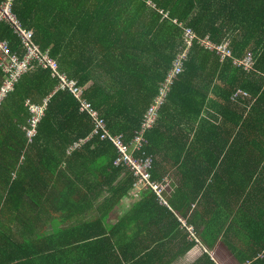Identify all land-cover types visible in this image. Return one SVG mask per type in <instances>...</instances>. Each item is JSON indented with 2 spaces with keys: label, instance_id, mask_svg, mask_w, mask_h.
Here are the masks:
<instances>
[{
  "label": "trees",
  "instance_id": "obj_1",
  "mask_svg": "<svg viewBox=\"0 0 264 264\" xmlns=\"http://www.w3.org/2000/svg\"><path fill=\"white\" fill-rule=\"evenodd\" d=\"M13 13L127 144L187 48L186 29L225 42L232 58L250 55L252 66L194 41L134 151L150 158L156 183L160 164L179 169L192 226L175 217L166 192L167 206L150 191L134 197L136 179L114 164L110 142L92 137L72 149L91 133L90 118L32 62L0 105V264H173L196 245L213 258L191 264H264V0H15ZM0 40L23 57L5 23ZM3 78L0 69V87ZM46 97L29 141L26 101ZM125 198L132 207L110 224ZM169 220L177 240L160 235Z\"/></svg>",
  "mask_w": 264,
  "mask_h": 264
},
{
  "label": "built area",
  "instance_id": "obj_2",
  "mask_svg": "<svg viewBox=\"0 0 264 264\" xmlns=\"http://www.w3.org/2000/svg\"><path fill=\"white\" fill-rule=\"evenodd\" d=\"M14 2L15 0H3L0 4V23H5L17 37L23 50V57L19 58L17 54H12L8 43L0 40V69L4 75L2 86L0 87V105L6 93L12 89L14 83L19 80L22 74L28 71L31 63L36 61L40 69H48L51 76L58 81L59 84L55 90H66L70 93L78 101L80 112L86 113L90 118L92 125L91 133L87 138L74 143L72 149L79 147L92 137H98L100 140L110 142L115 147L117 153L114 164L127 166L136 179L134 183V197L136 196L135 198H137V192L144 193L145 191H150L155 195L159 203L167 206V202L164 199L166 186L150 179V158L141 159L134 157V151L140 150L142 145L145 144V140L142 137L144 129L152 126L158 107L164 103L177 76L183 72L184 63L188 59L189 48L192 47L194 41H198L204 49L214 52L219 60L226 59L227 57L231 58L235 65L242 66L247 71L251 70V56L248 55L242 60L232 58L231 51L225 42L215 44L207 37L198 38L192 30L186 29L185 43L187 48L175 58L172 68L168 72L163 84L160 85L157 96L145 114L141 130L136 132V135L127 144L121 134H114L110 131L106 120L101 116L100 112L83 96L84 90L78 85L77 81L67 78L68 75L65 72L63 73L57 63L49 57L48 51H41L33 42L31 31L25 29L13 13ZM47 101L48 97L41 104H33L28 100L26 101L30 112L29 128L26 131L29 141L35 134L36 124L45 110Z\"/></svg>",
  "mask_w": 264,
  "mask_h": 264
},
{
  "label": "crops",
  "instance_id": "obj_3",
  "mask_svg": "<svg viewBox=\"0 0 264 264\" xmlns=\"http://www.w3.org/2000/svg\"><path fill=\"white\" fill-rule=\"evenodd\" d=\"M184 127V125H183ZM171 164L170 160H167V164H160L159 166L156 167L155 171V176L157 177V181L163 183L166 185V200L168 201L170 210L175 213V217L177 216L179 219L185 215L186 217L189 218V224L192 225L194 222L191 219V213L192 209L194 208V203H190L188 206L190 207V211H186V204L181 203L179 200V190L181 189V174L179 169L177 170L175 166H169ZM231 165L229 166V168ZM193 190V189H192ZM196 191V189H195ZM197 198L199 196L197 195ZM133 205L132 199H124L121 203V207H118L117 210V215H114L113 217L110 218V224H114L117 222L118 217L123 213H126L130 210V208ZM161 222V224L170 226L172 223L170 222ZM193 226V225H192ZM181 230L180 228L178 229H171V226L165 229L164 233H161V237L166 238L169 237L170 240H177L182 236L180 233ZM131 235V234H130ZM155 237L159 236V234H153ZM196 237L198 240L200 239V233L196 234ZM173 252H175V249H173ZM203 253H207L211 259L213 258L212 251L207 250L204 246L201 245H196L190 249L186 255L178 257L173 261V264H178L179 261L184 260L187 256H190L191 254L194 255L192 256L193 258L191 261H189L188 264L193 263L197 258H199Z\"/></svg>",
  "mask_w": 264,
  "mask_h": 264
},
{
  "label": "rangeland",
  "instance_id": "obj_4",
  "mask_svg": "<svg viewBox=\"0 0 264 264\" xmlns=\"http://www.w3.org/2000/svg\"><path fill=\"white\" fill-rule=\"evenodd\" d=\"M165 186H166V185H165ZM116 213H117V210L115 209V210L111 213L110 218L113 217L114 215H117ZM192 256H194V255L191 254L190 256H187L186 258H184V260L179 261L178 264H188L189 261H191V259L193 258Z\"/></svg>",
  "mask_w": 264,
  "mask_h": 264
}]
</instances>
